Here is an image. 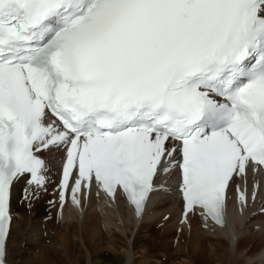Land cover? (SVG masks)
Masks as SVG:
<instances>
[{"label": "snow or ice", "instance_id": "obj_1", "mask_svg": "<svg viewBox=\"0 0 264 264\" xmlns=\"http://www.w3.org/2000/svg\"><path fill=\"white\" fill-rule=\"evenodd\" d=\"M53 151L61 209L95 182L139 218L177 172L184 218L223 227L264 172V0H0V264Z\"/></svg>", "mask_w": 264, "mask_h": 264}, {"label": "bare ground", "instance_id": "obj_2", "mask_svg": "<svg viewBox=\"0 0 264 264\" xmlns=\"http://www.w3.org/2000/svg\"><path fill=\"white\" fill-rule=\"evenodd\" d=\"M62 155L42 154L49 168L46 191L29 188L26 179L12 188L5 255L10 264H264V177L249 173L243 210L229 190L227 226L219 228L197 210L182 218L173 172L155 179L160 190L151 193L140 218L118 193L104 197L93 186L87 194L82 189L79 207L69 199L61 209L55 189ZM33 192L29 207L25 197Z\"/></svg>", "mask_w": 264, "mask_h": 264}, {"label": "rangeland", "instance_id": "obj_3", "mask_svg": "<svg viewBox=\"0 0 264 264\" xmlns=\"http://www.w3.org/2000/svg\"><path fill=\"white\" fill-rule=\"evenodd\" d=\"M16 204L17 205H19V206H21L20 204H19V202H17L16 201ZM49 216L52 218V219H55L56 221H58L56 218H55V216H53V214H49ZM160 226L158 225V227H157V229L159 228ZM256 240H253V242H255ZM175 242H176V239L174 240V243H173V246L175 245ZM256 243H257V241H256ZM256 243H253V244H256Z\"/></svg>", "mask_w": 264, "mask_h": 264}]
</instances>
